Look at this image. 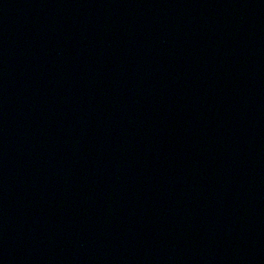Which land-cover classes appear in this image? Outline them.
Instances as JSON below:
<instances>
[{
	"label": "water",
	"instance_id": "1",
	"mask_svg": "<svg viewBox=\"0 0 264 264\" xmlns=\"http://www.w3.org/2000/svg\"><path fill=\"white\" fill-rule=\"evenodd\" d=\"M0 264H264V0H0Z\"/></svg>",
	"mask_w": 264,
	"mask_h": 264
}]
</instances>
